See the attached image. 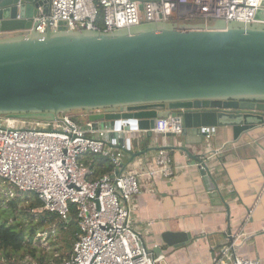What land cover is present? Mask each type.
Segmentation results:
<instances>
[{
  "label": "water",
  "instance_id": "obj_1",
  "mask_svg": "<svg viewBox=\"0 0 264 264\" xmlns=\"http://www.w3.org/2000/svg\"><path fill=\"white\" fill-rule=\"evenodd\" d=\"M136 1L142 10L148 0ZM38 8L48 15V0H0V34L14 33L0 36V116L53 122L61 113L89 112L118 149L140 140L134 128L153 138L155 120L179 117L181 133L163 136L169 145L124 152L130 162L147 151L183 152L210 197L224 204L202 155L189 147L203 148L217 128L246 133L264 125V24L157 23L105 33L60 21L38 34L31 29ZM256 19L264 21V9Z\"/></svg>",
  "mask_w": 264,
  "mask_h": 264
},
{
  "label": "built area",
  "instance_id": "obj_2",
  "mask_svg": "<svg viewBox=\"0 0 264 264\" xmlns=\"http://www.w3.org/2000/svg\"><path fill=\"white\" fill-rule=\"evenodd\" d=\"M263 1L148 0L140 10L136 0H48L49 14L38 8L31 29L44 34L60 21L73 31L105 33L157 23L264 24L256 19L264 9ZM90 115L85 111L61 113L53 122L0 116V179L18 192L35 194L42 212L61 220L68 217V205H75L79 234L73 252L70 258L53 264H159L134 228L129 205L141 193V176L174 177L170 153L164 149L156 152L154 170L126 172L123 156L124 149L130 150L129 144L118 149L116 140L106 137L109 128L90 121ZM181 131L180 118L170 115L155 120L152 129L162 137L177 136ZM92 156L105 158L111 165L110 173L94 181L88 180ZM237 241L229 235L225 245L214 251L212 264H261L258 259L240 257Z\"/></svg>",
  "mask_w": 264,
  "mask_h": 264
},
{
  "label": "crops",
  "instance_id": "obj_3",
  "mask_svg": "<svg viewBox=\"0 0 264 264\" xmlns=\"http://www.w3.org/2000/svg\"><path fill=\"white\" fill-rule=\"evenodd\" d=\"M132 133L140 136L129 144L133 153L173 142L157 135L148 138L137 127ZM205 140L203 148L189 149L202 155L224 204L210 197L197 165L183 152L170 150L175 175L170 180L140 177L141 193L129 205L133 226L159 264H212L214 251L229 235L238 238L240 257L264 264V125L246 133L217 128ZM155 157V151H147L130 162L125 153L123 169L134 174L154 170ZM168 234L188 236L180 244L168 245L164 241Z\"/></svg>",
  "mask_w": 264,
  "mask_h": 264
},
{
  "label": "trees",
  "instance_id": "obj_4",
  "mask_svg": "<svg viewBox=\"0 0 264 264\" xmlns=\"http://www.w3.org/2000/svg\"><path fill=\"white\" fill-rule=\"evenodd\" d=\"M91 159V175L88 177V180L94 181L102 175L111 172V165L107 159L99 156H92ZM0 180L4 181L2 179ZM31 194L33 196V202L29 208L31 210L42 208L41 201L35 194ZM10 206L13 208L16 207L13 201L10 202ZM68 211L69 214L66 220H61L57 215L43 211L38 217L37 224H35L44 226L45 223L49 225L55 223L59 236L52 244L56 246L55 251L59 253V257L54 259V262H49L47 256L37 255L38 252L32 247L35 235L33 228L31 227L29 230H26L24 224L15 219H13L12 223H8L7 220H0V258L4 260L5 264H19L27 254L31 255L36 264H53L70 258L73 252V245L79 234V228L77 225L75 205L69 204Z\"/></svg>",
  "mask_w": 264,
  "mask_h": 264
},
{
  "label": "rangeland",
  "instance_id": "obj_5",
  "mask_svg": "<svg viewBox=\"0 0 264 264\" xmlns=\"http://www.w3.org/2000/svg\"><path fill=\"white\" fill-rule=\"evenodd\" d=\"M32 198V194L18 192L14 187L0 180V220H7L8 223H12L15 219L24 224L26 230L32 227L35 232L32 247L38 252L37 255L47 256L49 262H54V259L59 257V253L55 251L56 246L52 243L58 238L59 232L55 223L52 225L45 223L44 226L35 225L42 210L41 208L34 210L29 208L33 202ZM11 201L15 203V208L10 206ZM0 264H5L1 258ZM19 264H36V262L30 254H27Z\"/></svg>",
  "mask_w": 264,
  "mask_h": 264
}]
</instances>
